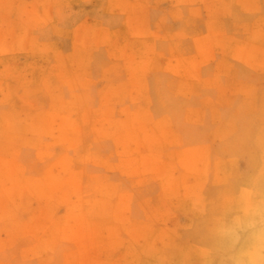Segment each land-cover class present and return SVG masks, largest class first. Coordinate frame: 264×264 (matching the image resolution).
I'll return each mask as SVG.
<instances>
[{
  "label": "rangeland",
  "instance_id": "rangeland-1",
  "mask_svg": "<svg viewBox=\"0 0 264 264\" xmlns=\"http://www.w3.org/2000/svg\"><path fill=\"white\" fill-rule=\"evenodd\" d=\"M142 1L0 0V264H115L117 262L128 264L131 260L129 264H138L137 262L140 261L139 264H155L156 262L160 264L162 261L164 262L161 264H195L196 262L213 264V261L205 256V251L210 247L209 229L223 199L231 192L239 178L258 169H264V65L262 66L264 64V0H248L249 7L245 3L247 0H206L207 2L204 1V3L203 0H193V2L192 0ZM237 1L241 3V6H238ZM125 2L127 7L124 6L126 7L124 9L122 5ZM210 2L214 4L208 8L211 6ZM50 4L52 5L49 6ZM253 5H256L258 10ZM212 8H216V14L213 13ZM51 16L53 18H50ZM215 18H218L217 22ZM211 24H216V27L213 26V28ZM183 32L190 38L186 37L185 33L183 37ZM254 33L257 34L256 37ZM215 36L219 39L217 40ZM230 41L235 45L229 43ZM214 42L216 44H213ZM230 45H233L232 48ZM121 47H126L128 54ZM240 48H246L245 51L251 54L245 53L243 49L241 51ZM186 49L189 50L186 51ZM118 50L120 57L117 56L119 55ZM122 50L125 52L121 53ZM122 54L126 55L123 57ZM133 54L139 55L132 57ZM252 54L256 60L253 59ZM236 55H242V60ZM69 57L70 61H68ZM140 57L145 58L144 66L147 65V60L151 59L149 67H143L141 64L143 59ZM138 58L141 63L138 62ZM244 59L249 60L244 63ZM224 61L226 62L222 65L220 62L224 63ZM249 61L252 64H249ZM139 66L142 70L138 69ZM165 66L168 70L164 68ZM225 66L228 67L224 69ZM131 69L138 71L132 74ZM135 74L141 75L134 77ZM131 75L135 82L139 80L138 82L141 83L145 78L144 83H141L139 87V83L132 84ZM142 76L144 78H141ZM206 77L209 79L207 80ZM149 78L152 80L150 81ZM218 78L219 81H217ZM117 83H120L119 87ZM218 84L224 88V93H220L221 88ZM253 85L255 88L257 85L256 94L254 91L251 92ZM224 86L226 88L229 86L228 91ZM115 87L119 89L116 90ZM255 88L252 89L255 90ZM115 91L119 92L115 93ZM135 91L144 94L142 97L146 98L140 97L141 95L138 97L139 93ZM147 97L149 98L146 100L148 105L145 102ZM9 115L11 117H8ZM105 117L109 118L108 122ZM116 118L122 120H120L121 124L118 125L120 121ZM5 119H9L10 122L12 119L14 121L7 124ZM126 123L127 127L124 132L122 129L125 130L123 127ZM245 125L248 129L247 127L243 129ZM77 128L82 131H77L78 137L76 138L74 129L77 130ZM136 128H140L141 131H137ZM104 129L109 132H103ZM117 131H119L118 134H116ZM170 138H173L171 139L173 141ZM123 139L126 140L123 141ZM69 141H72V144ZM122 142L125 143L124 146ZM128 143L134 152H129ZM187 148L189 151L190 148L196 151L191 150V153ZM179 153L184 158L190 159L189 164H184L186 160ZM195 153V159H193L192 155ZM202 153L206 155L205 159L208 161L201 158ZM63 155L66 158L69 155L71 159L67 158V160L72 164L69 162L67 164ZM99 155L101 158L98 157ZM144 158L148 162H141ZM62 159L65 161H60ZM140 162L144 169L141 168ZM232 162H234L233 165ZM190 163L198 166H195V169L191 164L190 168ZM172 164L176 165V168ZM183 164L189 167V169L187 167L189 172L183 168L185 166L182 167ZM148 165H151L149 169ZM51 166L52 170H50ZM60 166L65 167L59 168ZM203 167L205 170H202ZM165 168L170 173L167 172V174ZM206 169L209 170L208 174L204 173ZM163 170L165 173L162 172ZM46 173L49 179L44 178ZM24 180H31L32 183L30 181V184L25 183ZM45 180H48L50 185ZM196 182L199 184L195 185L197 190L193 188ZM200 183L203 184V188ZM164 184L170 185L169 189ZM198 190L204 195H198L200 194ZM122 193L128 194L127 198L130 197L131 200L125 199L128 202L124 203L125 207L122 203V208L118 204L120 209L116 212L114 210L118 207L116 200L119 202L123 198ZM175 195L177 196L174 197ZM76 199L80 202L82 199V203ZM108 200L111 201L108 202ZM110 203H112L111 206ZM194 204L197 207H193ZM79 206L82 207L78 208ZM107 206L111 208L107 209ZM198 207L206 211L201 214ZM106 209L107 211L104 212L103 210ZM45 211L49 212L51 217L48 218L50 220L48 223L45 217L48 214ZM189 211H193L190 212L191 215ZM109 212L110 214H107ZM144 215L149 216L145 218ZM166 216L168 218H165ZM67 218L74 224L65 223L70 221ZM168 219L170 221H167ZM56 221L59 222L60 231ZM113 221L116 222L112 223ZM164 221L165 224H163ZM110 222L112 225L108 226ZM190 222L192 225H189ZM52 223L56 224L54 226H57L59 233L55 232L56 227ZM83 223V230L81 229L80 232ZM90 224L93 228H90ZM96 224L99 226L95 227ZM103 225L109 227V230L103 228ZM33 226H37L39 230L37 231V227ZM87 227L89 230L92 229L88 232L90 235L87 233L89 231ZM99 227H102L101 231L97 232ZM94 228L96 232L93 231ZM62 229L68 230L62 231ZM112 229L120 230L118 236L121 238L116 235L117 231H115V237L111 238ZM100 232H104L105 235ZM138 232L141 235H137ZM157 232L158 241L155 238ZM60 233H63L62 236ZM86 233L88 236L85 235ZM93 234H97L96 240ZM80 235L82 238H79ZM145 235L149 238L144 237ZM170 236L171 239H169ZM111 245L117 247V250L111 248ZM141 247L146 248V251H152L145 252ZM114 251L119 252L120 255ZM176 252L182 256L177 255ZM138 255L139 258H137ZM161 257H163L162 260Z\"/></svg>",
  "mask_w": 264,
  "mask_h": 264
},
{
  "label": "clouds",
  "instance_id": "clouds-1",
  "mask_svg": "<svg viewBox=\"0 0 264 264\" xmlns=\"http://www.w3.org/2000/svg\"><path fill=\"white\" fill-rule=\"evenodd\" d=\"M209 239L205 256L213 264H264V169L235 182L213 218Z\"/></svg>",
  "mask_w": 264,
  "mask_h": 264
},
{
  "label": "bare ground",
  "instance_id": "bare-ground-1",
  "mask_svg": "<svg viewBox=\"0 0 264 264\" xmlns=\"http://www.w3.org/2000/svg\"><path fill=\"white\" fill-rule=\"evenodd\" d=\"M141 1H142V0H141ZM194 1H195V0H194ZM197 1H198V0H197ZM204 1L207 2V1H209V0H207V1H206V0H203L202 2L204 3ZM243 1H244V0H243ZM250 1H251V0H250ZM59 2H61V1H59ZM142 2H143V1H142ZM146 2H147V1H146ZM192 2H193V0H192ZM214 2H215V1H214ZM237 2H239V1H237ZM247 2H248V0L245 1V3H247ZM252 2H253V1H252ZM50 3H51V2H50ZM61 3H62V2H61ZM189 3H191V2H189ZM211 3H212V2L209 3L211 6H209V4H208V6H209L208 8L212 7V5L214 4V3H213V4H211ZM125 4H126V2H125L122 6H123V7L126 6ZM128 4H129V2H128ZM136 4H137V3H136ZM139 4H141V3H139ZM143 4H144V3H143ZM206 4H207V3H206ZM217 4H218V3H217ZM236 4H237V3H236ZM238 4H239L238 6H241V3H240V2H239ZM247 4H248V3H247ZM51 5H52V4H50L49 6H51ZM55 5H56V4H55ZM57 5H58V3H57ZM100 5H101V4H100ZM260 5H261V4H260ZM107 6H108V5H107ZM111 6H112V5H111ZM129 6H130V5H128V7H129ZM141 6H142V5H141ZM243 6H244V4H243ZM247 6L249 7L250 4H248ZM253 6H254V5H253ZM255 6H256V5H255ZM255 6H254V7H255ZM98 7H99V5H98ZM126 7H127V6H126ZM126 7H124V9H125ZM137 7H138V6H137ZM139 7H140V6H139ZM248 7H247V8H248ZM256 7H257V6H256ZM256 7H255V8H256ZM260 7H261V6H260ZM100 8H101V6H100ZM219 8H220V7H219ZM48 9H49V7H48ZM122 9H123V8H122ZM212 9H213V8H212ZM259 9H261V8H259ZM188 10H189V9H188ZM192 10H193V9H192ZM209 10H210V9H209ZM213 10H214V11H213ZM213 10H212L213 13L215 12L214 14H216V12H217L216 8H214ZM219 10H220V9H219ZM242 10H243V9H242ZM251 10H253L252 6H251ZM256 10H258V8H256ZM212 11H211V12H212ZM46 12H47V10H46ZM48 12L51 13V11H49V10H48ZM197 12H198V11H197ZM255 12H256V11H255ZM247 13H248V12H247ZM249 13H251V12H249ZM249 13H248V14H249ZM258 13H259V12H258ZM52 14H53V13H52ZM188 14H189V13H188ZM212 15H213V14H212ZM220 16H221V15H220ZM215 17H216V16H215ZM50 18H53V16H51ZM216 19H217V21H218V18H215V21H216ZM36 20H37V19H36ZM210 20H211V19H210ZM210 20H209V21H210ZM220 20H221V19H219V21H220ZM205 21H206V20H205ZM215 21H211V22L216 23L217 21H216V22H215ZM221 21H223V20H221ZM149 22H150V21H149ZM206 22H207V21H206ZM211 22H209V23H211ZM209 23H208V24H209ZM224 24H225V22H224ZM224 24H223V25H224ZM211 25H212V24H211ZM215 25H216V24L212 25V27L215 26ZM221 25H222V24H221ZM155 27H157V26L155 25ZM193 27H194V26H193ZM193 27H191V28H193ZM198 27H199V26H198ZM202 27L204 28V25H203ZM202 27H201V28H202ZM205 27H207V26H205ZM215 27H216V26H215ZM16 28H18V25H16ZM157 28H158V27H157ZM213 28H214V27H213ZM217 28L219 29V26H218ZM193 29H194V28H193ZM196 29H197V28H196ZM58 30H59V29H58ZM191 30H192V29H191ZM211 30H212V28H211ZM214 30H215V29H214ZM53 31H54V30H53ZM192 31H193V30H192ZM192 31H191V32H192ZM228 31H229V29H228ZM194 32H195V30H194ZM196 32H197V31H196ZM211 32H213V31H211ZM225 32H226V31H225ZM184 33H185V32H183L182 35H183ZM179 34H181V33H179ZM185 34H186V33H185ZM194 34H196V33H194ZM197 34H198V33H197ZM254 34H255V33H254ZM226 35H227V33H226ZM256 35H257V34H255V37H256ZM185 36H186V37H189L188 34H186ZM185 36L183 35V37H185ZM190 36H192V35H190ZM194 36H195V35H194ZM204 36H205V35H204ZM208 36H209V35H208ZM220 36H221V35H220ZM179 37H181V35H180ZM200 37H201V36H200ZM209 37H210V36H209ZM211 37H212V35H211ZM189 38H190V37H189ZM192 38H193V37H192ZM215 38H216V36H215ZM215 38H214V39H215ZM87 39H88V38H87ZM89 39H90V38H89ZM216 39L218 40L219 38H216ZM254 39H255V38H254ZM208 40H209V39H208ZM211 40H212V38H211ZM217 40H216V41H217ZM226 40H227V39H226ZM226 40H225V41H226ZM89 41H90V40H89ZM91 41H92V40H91ZM228 41H229V40H228ZM137 42H138V41H137ZM209 42H210V41H209ZM210 43H212V42H210ZM225 43H227V41H226ZM229 43H231V41H230ZM232 43H233V42H232ZM232 43H231V44H232ZM138 44H139V43H138ZM194 44H195V43H194ZM206 44H207V43H206ZM213 44H216V43L214 42ZM217 44H219V42H218ZM233 44L235 45V43H233ZM209 45H210V44H209ZM139 46H140V45H139ZM227 46H229V45L227 44ZM232 46H233V45H232ZM232 46L230 45L231 48H232ZM190 47H191V46H190ZM194 47H195V46H194ZM208 47H209V46H208ZM211 47H213L212 44H211ZM236 47H237V49H238V46H237V45H236ZM121 48H123V47H121ZM185 48H186V47H185ZM187 48H189V47L187 46ZM192 48H193V47H192ZM234 48H235V47H234ZM234 48H233V49H234ZM123 49H125V51H126V47L123 48ZM233 49H231V50H233ZM237 49L235 48V51H237ZM240 49H241V48H240ZM242 49H243V51H245L246 48H245V49L242 48ZM242 49H241V51H242ZM187 50H189V49H186V51H187ZM190 50H191V49H190ZM210 50H211V49H210ZM256 50H257V49H256ZM125 51L122 50L121 53H124ZM261 51H262V50H261ZM184 52H185V50H184ZM196 52H197V50H196ZM238 52H239V51H238ZM246 52H247V50L245 51V53H246ZM66 53H67V52H66ZM66 53H65V55H66ZM68 53H70V52H68ZM87 53H88V52H87ZM117 53L119 54V50H118ZM189 53H190V52H189ZM223 53H224V52H223ZM236 53H237V52H236ZM236 53H234V54H236ZM239 53H241V52H239ZM239 53H237V54L239 55ZM242 53H244V52H242ZM245 53H244V55H245ZM247 53H248V52H247ZM262 53H263V52H262ZM54 54H55V53H54ZM126 54H128L127 51H126ZM126 54H124V56H125ZM139 54H140V52H139ZM139 54H138V55H139ZM149 54H150V53H149ZM187 54H188V53H187ZM226 54H228V53H226ZM231 54L233 55V53H231ZM231 54H230V55H231ZM248 54L250 55L251 52L248 53ZM263 54H264V53H263ZM263 54H261L262 57H263ZM130 55H131V54H130ZM134 55H135V54H133L132 57H134ZM138 55H135V57L138 56ZM238 55H236V56L241 58L242 55H240V56H238ZM117 56L120 57L121 54H119V55H117ZM122 56H123V54H122ZM124 56H123V57H124ZM127 56H128V55H127ZM149 56H150V55H149ZM227 56H228V55H227ZM236 56H235V57H236ZM252 56H253V59H255L253 54H252ZM130 57H131V56H130ZM130 57H126V58H130ZM232 57L234 58V56H232ZM237 57H236V58H237ZM242 57H243V56H242ZM249 57H251V56H249ZM54 58H55V57H54ZM65 58H66V57H65ZM67 58H68V56H67ZM126 58H125V59H126ZM140 58H141V57H140ZM147 58H148V57H147ZM147 58H146V59H147ZM169 58H171V57H169ZM205 58H206V57H205ZM240 58H238V59L240 60ZM70 59H71V58L69 57V60H68V61H70ZM133 59H136V58H133ZM141 59H143V60H141V62H143V63H141V62L139 61V58L137 59L138 62L141 63V64H143V67H146V66L149 67V64H150L151 59L149 58L150 61L147 60V62H148L147 65H146V62H145V65H146V66H144V59H145V58L143 57V58H141ZM223 59H224V58H223ZM261 59H263V58H261ZM49 60H50V59H49ZM123 60H124V59H123ZM127 60L129 61V59H127ZM170 60H171V59H170ZM229 60H230V59H229ZM241 60H242V58H241ZM248 60H249V59H247V60L244 59L243 62L245 63V61L247 62ZM255 60H256V59H255ZM131 61H132V60L130 59V63H131ZM145 61H146V60H145ZM168 61H169V60H168ZM230 61H231V60H230ZM234 61H235V60H234ZM199 62H200V61H199ZM225 62H226V61H224V63H222V62H220V63L223 65V64H225ZM228 62H229V61H228ZM231 62H232V61H231ZM236 62H237V61H236ZM243 62H242V63H243ZM249 62H250V61H249ZM252 62H253V61H252ZM128 63H129V62H128ZM139 63H138V65H139ZM232 63H233V62H232ZM240 63H241V62H240ZM242 63H241V64H242ZM263 63H264V62H263ZM51 64H53V63H51ZM141 64H140V65H141ZM170 64H171V61H170ZM218 64H219V63H218ZM221 64H219V65L222 66ZM233 64H234V63H233ZM249 64H252V63L250 62ZM48 65H49V64H48ZM133 65H134V64H133ZM136 65H137V64H136ZM138 65H137V66H138ZM201 65H204V64H201ZM201 65H200V66H201ZM230 65H231V64H230ZM263 65H264V64H262V66H263ZM49 66H50V65H49ZM56 66H57V65H56ZM137 66H136V67H137ZM216 66H217V65H216ZM231 66H232V65H231ZM235 66H236V65H235ZM237 66H238V65H237ZM239 66H240V65H239ZM259 66H260V65H259ZM129 67H130V66H129ZM129 67H128V68H129ZM169 67H170V66H169ZM206 67H207V66H206ZM226 67H228V66H225L224 69H226ZM128 68H127V69H128ZM140 68H141V66L138 67L139 70H140ZM164 68L166 69L167 67L165 66ZM212 68H213V67H212ZM214 68H215V67H214ZM219 68H220V67H219ZM232 68H233V67H232ZM261 68H262V67L260 66V69H261ZM46 69H47V68H46ZM133 69H134V68H133ZM143 69H144V68H143ZM209 69H210V68H209ZM217 69H218V68H217ZM240 69H241V68H240ZM48 70H49V69H48ZM136 70H137V69H135V70H132V69H131L132 72H130V73L133 74ZM141 70H142V68H141ZM167 70H168V68H167ZM200 70H201V72H202V69H200ZM213 70H214V69H213ZM219 70H220V69H219ZM241 70H242V69H241ZM46 71H47V70H46ZM127 71H128V70H127ZM137 71H138V70H137ZM147 71H148V70H147ZM245 71H246V70H245ZM253 71H254V70H253ZM140 72H141V71H140ZM165 72H167V71H165ZM168 72H169V71H168ZM243 72H244V71H243ZM56 73H57V75L59 76L58 72H56ZM130 73H129V74H130ZM138 73H139V72H138ZM143 73H144V72H143ZM221 73H222V71H221ZM240 73H241V72H240ZM244 73L246 74V72H244ZM253 73H254V72H253ZM47 74H48V73H47ZM223 74H224V73H223ZM247 74H248V73H247ZM256 74H257V72H256ZM53 75H55V74H53ZM138 75H141V74H137V75L135 74V76H134V75H133V76L136 77V76H138ZM142 75H143V74H142ZM145 75H146V74H145ZM145 75H144V77H145ZM216 75H217V74H216ZM224 75H226V74H224ZM55 76H56V75H55ZM129 76H130V75H129ZM146 76H147V75H146ZM217 76H218V75H217ZM217 76H216V77H217ZM41 77H42V76H41ZM47 77H48V76H47ZM51 77H52V76H51ZM53 77H54V76H53ZM144 77L142 76L141 78H144ZM231 77H232V76H231ZM250 77H251V76H250ZM131 78H132V75H131ZM141 78H140V81H141ZM201 78H202V77H201ZM206 78H207V77H206ZM222 78H223V76H222ZM229 78H230V77H229ZM136 79H137V78H136ZM144 79H145V78H144ZM144 79H142V80H143V81L141 82L142 84L144 83ZM149 79H150V81L152 80V78H149ZM180 79H181V78H180ZM208 79H209V78H207V80H208ZM246 79H247V78H246ZM248 79H249V77H248ZM250 79H253V78H250ZM255 79H256V78H255ZM41 80H42V79H41ZM132 80H133V83H132V84L135 85L136 83H139V84H138V87L140 86L141 83L138 82L139 80H138L137 82H135V79H133V78H132ZM132 80H131V81H132ZM178 80H179V79H178ZM186 80H187V79H186ZM220 80H221V79H220ZM222 80H223V79H222ZM229 80H230V79H229ZM217 81H219V78H218ZM223 81H224V80H223ZM231 81H232V80H231ZM246 81H247V80H246ZM253 81H254V79H253ZM253 81H252V82H253ZM109 82H110V81H109ZM115 82H116V81H115ZM123 82H124V81H123ZM134 82H135V83H134ZM153 82H154V81H153ZM189 82H191V81H189ZM208 82H209V81H208ZM232 82H233V81H232ZM232 82H231V83H232ZM249 82H250V81H249ZM252 82H251V83H252ZM150 83H151V82H150ZM226 83H227V82H226ZM35 84H36V83H35ZM117 84H118V87H119V84H120V83H117ZM142 84H141V85H142ZM148 84H149V83H148ZM221 84H222V83H221ZM221 84H218L219 87H220ZM227 84H228V83H227ZM262 84H263V83H262ZM262 84H261V85H262ZM81 85H82V84H81ZM145 85H146V84H145ZM228 85H230V83H229ZM250 85H251V84H250ZM116 86H117V85H116ZM126 86H127V85H126ZM177 86H178V85H177ZM230 86H232V85H230ZM234 86H235V85H234ZM1 87H3V86H1ZM6 87H8V86H6ZM108 87H110V85H109ZM118 87H117V88L115 87V89L118 90V89H119ZM136 87H137V86H136ZM141 87L147 88V87H145V86H141ZM224 87H225V86H224ZM248 87H249V86H248ZM8 88H10V89H15V88H12V87H8ZM125 88H126V87H125ZM125 88H124V89H125ZM203 88H204V87H203ZM207 88H208V87H207ZM213 88L215 89L216 87H213ZM220 88H221V87H220ZM222 88H223V87H222ZM222 88L220 89V90H221L220 93H224V91H225L224 88H223V89H222ZM228 88H229V86H227V88L225 87L226 90H227ZM230 88H231V87H230ZM235 88H236V86H235ZM250 88H251V87H250ZM252 88H255V85H253ZM252 88H251V92L254 91V93H255L256 88H257V85H256L255 90H253ZM121 89H122V88H121ZM124 89H123V90H124ZM150 89H152V88H150ZM232 89H233V88H232ZM6 90H7V89H6ZM8 90H9V89H8ZM109 90H110V89H109ZM109 90H108V92H109ZM137 90H138V89H137ZM217 90H219V88H217ZM230 90H231V89H230ZM13 91H14V90H13ZM13 91H12V92H13ZM75 91H76V90H75ZM125 91H126V90H125ZM133 91H134V90H133ZM138 91H139V90H138ZM145 91H146V90H145ZM147 91H148V90H147ZM147 91H146V92H147ZM207 91H208V89H207ZM227 91H228V90H227ZM14 92H15V91H14ZM113 92H114V91L112 90V93H113ZM117 92H119V91H117ZM117 92L115 91V93H117ZM135 92H137V91H135ZM141 92H142V91H141ZM188 92H189V90L187 91V93H188ZM209 92H210V91H209ZM4 93H5V92H4ZM7 93H8V92H7ZM138 93H139V94H138ZM210 93H211V92H210ZM220 93H219V94H220ZM225 93H226V92H225ZM232 93H233V91H232ZM232 93H229V94H232ZM254 93H253V97H255V96H254ZM13 94H14V93H13ZM15 94H16V92H15ZM106 94H107V93H106ZM108 94H110V93H108ZM137 94H138V97H139V95H141L140 97H142V95H144V94H140V92H137ZM149 94H150V93H149ZM188 94H189V93H188ZM211 94H212V93H211ZM255 94H256V93H255ZM8 95H10V94H8ZM116 95H117V94H116ZM122 95H123V93H122ZM185 95H186V94H185ZM240 95H241V94H240ZM257 95H258V94H257ZM109 96H110V95H109ZM111 96H112V95H111ZM183 96H184V95H183ZM244 96H245V94H244ZM246 96H247V95H246ZM9 97H10V96H9ZM9 97H8V98H9ZM74 97H77V96H74ZM143 97H144V96H143ZM143 97H142V98H143ZM185 97H186V96H185ZM217 97H218V94H217ZM219 97H220V96H219ZM237 97H238V95H237ZM144 98H146V97H144ZM147 98H148V97H147ZM220 98L223 99L222 96H221ZM224 98H225V97H224ZM257 98H258V97H257ZM140 99H141V98H140ZM213 99H214V98H213ZM5 100H6V99H5ZM80 100H81V98H80ZM142 100H144V99H142ZM146 100H149V98H148V99H145V102H146V104H147L148 101H146ZM188 100H189V99H188ZM217 100H219V99L217 98ZM189 101H190V100H189ZM222 101L224 102V100H220V102H222ZM143 102H144V101H143ZM236 102H237V101H236ZM239 103H240V102H239ZM83 104H84V103H83ZM147 105H148V104H147ZM233 105H234V103H233ZM176 106H177V105H176ZM176 106H175V107H176ZM235 106H236V105H235ZM237 106H238V104H237ZM263 106H264V105H263ZM177 107H178V106H177ZM173 108H174V107H173ZM188 108H189V107H188ZM219 108H220V107H219ZM138 109H139V108H138ZM222 109H223V108H222ZM224 109H225V108H224ZM231 109H232V108H231ZM231 109H230V110H231ZM139 110H140V109H139ZM146 110H147V109H146ZM207 110H209V109H207ZM227 110H228V109H227ZM230 110H228V111H230ZM136 111H137V110H136ZM170 111H171V109H170ZM175 111H176V110H175ZM183 111H184V110H183ZM185 111H186V110H185ZM185 111H184V112H185ZM209 111H210V110H209ZM221 111H222V110H221ZM221 111H220V112H221ZM144 112H145V111H144ZM184 112H183V113H184ZM231 112H232V111H231ZM50 113H51V112H50ZM133 113H134V112H133ZM137 113H138V112H137ZM168 113H170V112H168ZM1 114H3V113H1ZM4 114H5V113H4ZM6 114H7V113H6ZM51 114H52V113H51ZM56 114H57V113H56ZM131 114H132V113H131ZM135 114H136V113H135ZM135 114H134V115H135ZM138 114H139V113H138ZM165 114H166V113H165ZM175 114H176V113H175ZM180 114H182V113H180ZM48 115H49V114H48ZM134 115H133V116H134ZM182 115H183V114H182ZM222 115H225V114H222ZM226 115H227V114H226ZM226 115H225V116H226ZM240 115H241V114H240ZM256 115H257V114H256ZM50 116H51V115H50ZM163 116H164V115H163ZM207 116H208V115H207ZM8 117H11V116L9 115ZM137 117H138V116H137ZM139 117H140V116H139ZM145 117H146V114H145ZM145 117L143 116V119H144ZM160 117H161V116H160ZM160 117H159V119H160ZM177 117H178V116H177ZM179 117H180V116H179ZM179 117H178V118H179ZM184 117H185V114H184ZM244 117H245V116H244ZM105 118H107V117H105ZM114 118H115V117H114ZM130 118H133V117H130ZM140 118H141V117H140ZM140 118H138V120H139ZM247 118H248V117H247ZM63 119L66 120L65 118H63ZM108 119H109V118H107L106 122H108ZM116 119L119 120V121L121 120V119H118V118H116ZM133 119H136V118H133ZM157 119H158V118H157ZM5 120H7V119H5ZM48 120H49V119H48ZM48 120H47V121H48ZM59 120H60V119H59ZM146 120H147V118H146ZM150 120H151V119H150ZM171 120H172V119H171ZM171 120H170V121H171ZM176 120H179V119H176ZM208 120H209V119H208ZM239 120H240V118H239ZM243 120H244V118H243ZM243 120H241V121H243ZM246 120H247V119H246ZM13 121H14V120L12 119V121L10 122L9 119H8V120H7V124L12 123ZM121 121H122V120H121ZM121 121L118 123V125L121 124ZM129 121H130V119H129ZM131 121H132V120H131ZM142 121H143V120H142ZM154 121H155V120H154ZM179 121H180V120H179ZM9 122H10V123H9ZM62 122H63V121H62ZM66 122H67V121H66ZM144 122L146 123V121H144ZM148 122H149V124H151L150 121H148ZM152 122H153V121H152ZM176 122H178V121H176ZM208 122H209V121H208ZM243 122H244V121H243ZM243 122H242V123H243ZM39 123H40V122H39ZM63 123L65 124V122H63ZM142 123H143V122H142ZM142 123H141V124H142ZM174 123H175V122H174ZM187 123H188V122H187ZM13 124H14V123H13ZM20 124H21V123H20ZM43 124H44V123H43ZM108 124H110V122H109ZM159 124H160V122H159ZM172 124H173V123H172ZM178 124H179V123H178ZM180 124H181V122H180ZM182 124H184V123H182ZM252 124H253V122H252ZM142 125H143V124H142ZM144 125H145V124H144ZM144 125H143V126H144ZM160 125H161V124H160ZM175 125L178 126L177 124H175ZM175 125H174V127H176ZM185 125H186V124H185ZM46 126H47V124H46ZM69 126H71V125H69ZM110 126H112V125H110ZM140 126H141V125H140ZM161 126H162V125H161ZM204 126H205V125H204ZM251 126H252V125H250V127H251ZM260 126H261V124H260ZM64 127H65V126H64ZM112 127H113V126H112ZM115 127H117V125H116ZM125 127H127V123H126V126H124L123 128H125ZM144 127H146V126H144ZM144 127H143V128H144ZM152 127H153V126H152ZM159 127H160V126H159ZM183 127H185V126L183 125ZM191 127H192V126H191ZM213 127H214V126H213ZM225 127H226V126H225ZM243 127H244V126H243ZM243 127H242V128H243ZM246 127H247V126L245 125V127H244L243 129H245ZM141 128H142V126H141ZM189 128H190V126H189ZM214 128H215V127H214ZM240 128H241V127H240ZM43 129H45V127H44ZM71 129H72V128H71ZM113 129H114V128H113ZM129 129H130V128H129ZM138 129H140V128H136L137 131H141V129H140V130H138ZM161 129H163V128H161ZM169 129H170V128H169ZM191 129H192V128H191ZM246 129H248V127H247ZM256 129H258L257 126H256ZM35 130H36V129H35ZM48 130H49V129H48ZM63 130H64V129L62 128V131H63ZM74 130L76 131V135H77L76 138H77V137H78L77 131H79L80 129L77 128V130H76V129H74ZM114 130H115V129H114ZM116 130H117V128H116ZM122 130L125 132V131H126V128H125V130H124V129H122ZM133 130H134V129H133ZM157 130H159V129H157ZM66 131H67V129H66ZM80 131H82V130H80ZM105 131H108V130L104 129L103 132H105ZM120 131H121V129H120ZM165 131L168 132V130H166V129H165ZM194 131H196V130H194ZM48 132H49V131H48ZM108 132H109V131H108ZM181 132H182V131H181ZM205 132H206V130H205ZM222 132L224 133V131H222ZM46 133H47V131H46ZM81 133H82V132H81ZM118 133H119V131H117L116 134H118ZM121 133H123V132H121ZM131 133H133V132H131ZM131 133H130V134H131ZM165 133H166V132H165ZM43 134H45L44 131H43ZM109 134H110V133H109ZM162 134H163V131H162ZM167 134H168V133H167ZM182 134H183V133H182ZM120 135H122V134H120ZM138 135H139V134H138ZM149 135H150V134H149ZM163 135H164V134H163ZM187 135H188V134H187ZM216 135H217V134H216ZM90 136H92V135H90ZM132 136H133V134H132ZM139 136H140V135H139ZM122 137H123V135H122ZM122 137H120V138H122ZM218 137H219V135H218ZM57 138H58V137H57ZM74 138H75V137H74ZM125 138L127 139V137H125ZM133 138H135V137H133ZM177 138H178V137H177ZM226 138H227V137H225V139H226ZM126 139H123V141L126 140ZM161 139H162V138H161ZM167 139H168V138H167ZM167 139H166V140H167ZM171 139H173V138H170V140H171ZM70 140H71V139H70ZM75 140H76V139H75ZM77 140H78V139H77ZM115 140H116V139H115ZM139 140H141V136H140V139H139ZM163 140H165V139L163 138ZM220 140H221V139H220ZM171 141H173V140H171ZM176 141H177V140H176ZM204 141H205V140H204ZM69 142H71L70 144H72V141H69ZM76 142H77V141H76ZM78 142H79V141H78ZM125 142H127V141H125ZM134 142H135V141H134ZM134 142H130V143H134ZM202 142H203V140H202ZM205 142H206V141H205ZM67 143H68V142H67ZM137 143H138V142H137ZM64 144H65V143H64ZM73 144L75 145V142H74V141H73ZM120 144H121V143H120ZM123 144H125V143L122 142V145H123ZM206 144H207V143H206ZM198 145H199V144H198ZM198 145H197V146H198ZM208 145H209V144H208ZM76 146H77V144H76ZM123 146H124V145H123ZM194 146H195V145H194ZM197 146H196V147H197ZM200 146H201V145H200ZM202 146H203V145H202ZM202 146H201V147H202ZM125 147H126V145H125ZM127 147H129L128 149H130L129 152H134V150L131 148V146H129V143H128V146H127ZM127 147L125 148V150L127 149ZM203 148H205V147H203ZM203 148H202V149H203ZM206 148H207V145H206ZM208 148H209V146H208ZM131 149H132L133 151H131ZM187 149H188V148H187ZM190 149L192 150V148H190ZM194 149H195V148H194ZM184 150H185V149H184ZM191 150H190V151H191ZM206 150H207V149H206ZM206 150H205V151H206ZM126 151H127V150H126ZM145 151H146V149H145ZM180 151H181V150H179V152H180ZM188 151H189V149H188ZM190 151H189V152H190ZM192 151H196V149H195V150H192ZM192 151H191V153H192ZM207 151L209 152V150H207ZM207 151H206V152H207ZM124 152H125V151H124ZM120 153H122V152H120ZM187 153H188V152H187ZM210 153H211V152H210ZM122 154H123V153H122ZM122 154H121V156H122ZM151 154H152V153H151ZM153 154H154V153H153ZM153 154H152V155H153ZM179 154H180V153H179ZM202 154H203V153H202ZM66 155H67V153H66ZM154 155H156V154H154ZM176 155H177V153H176ZM180 155L184 158V156H183L182 154H180ZM195 155H196V153H195L194 155H192V156L194 157L193 159H195ZM221 155H223V154H221ZM229 155H231V154H229ZM64 156H65V155H63V157H64ZM68 156H69V155H68ZM68 156H67V158H69V160H70L71 158L68 157ZM156 156H157V155H156ZM192 156H191V157H192ZM205 156H206V155H205ZM205 156H204V154H203V156H202L201 158H204V160L208 161L207 159H205ZM231 156H232V155H231ZM234 156H235V154H234ZM98 157L101 158L100 155H99ZM98 157H97V158H98ZM133 157H134V156H133ZM179 157H180V156H179ZM185 157H187V156H185ZM189 157H190V156H189ZM191 157H190V158H191ZM196 157H198V156H196ZM216 157H217V156H216ZM226 157H227V156H226ZM232 157H233V156H232ZM237 157H238V156H237ZM64 158H66V157H64ZM64 158H63V159H64ZM67 158H66L65 160H67ZM95 158H96V155H95ZM177 158H178V155H177ZM183 158H182V159H183ZM198 158H199V157H198ZM198 158H196V159H198ZM214 158H215V157H214ZM63 159L60 160V161L64 162L65 160H63ZM155 159H156V158H155ZM173 159H174V158H173ZM184 159L186 160L184 164H186V163L189 164L190 159H188V157H187V158H184ZM184 159H183V160H184ZM187 159H188V160H187ZM211 159H212V158H211ZM135 160H136V159H135ZM147 160H148V159H147ZM156 160H157V159H156ZM159 160H160V158H159ZM162 160H163V159H162ZM213 160H214V159H213ZM230 160H231V159H230ZM233 160H235V159L233 158ZM56 161H57V160H56ZM56 161H55V162H56ZM71 161H72V160H71ZM169 161H171V160L169 159ZM178 161H179V160H177V162H178ZM187 161H188V162H187ZM218 161H220V160H218ZM221 161H222V160H221ZM68 162H69V161L67 160V164H69V163L72 164V162H69V163H68ZM92 162H93V161H92ZM101 162H102V161H101ZM101 162H100V164H101ZM141 162H144V163H145V162H148V161H146V158H144L143 160H141ZM141 162H140V163H141ZM162 162H163V161H162ZM203 162H205V161H203ZM229 162H230V161H229ZM104 163H106V161H105ZM104 163H103V164H104ZM153 163H154V162H153ZM153 163H152V164H153ZM158 163H159V162H158ZM160 163H161V162H160ZM170 163H172V162H170ZM180 163H181V162H180ZM182 163H183V161H182ZM193 163H195V162H193ZM193 163H190V168H191V164L193 165ZM199 163H200V162H199ZM207 163H208V162H207ZM218 163H220V162H218ZM223 163H224V162H223ZM233 163H234V162H232V165H233ZM63 164H64V163H63ZM65 164H66V163H65ZM67 164H66V165H67ZM141 164H142V163H141ZM147 164H149V163H147ZM150 164H151V163H150ZM178 164H179V163H178ZM184 164L182 165V167L185 166L186 168H185V167H183V168L186 169V170H188L189 167L186 166V165H184ZM201 164H202V162H201ZM213 164H214V163H213ZM51 165H52V164H51ZM57 165H59L58 161H57ZM57 165H56V166H57ZM66 165H65V166H66ZM104 165H105V164H104ZM108 165H109V164H108ZM160 165L162 166V164H160ZM160 165H159V166H160ZM172 165H174V164H172ZM202 165H204V163H203ZM65 166H60L59 168H62V167H65ZM102 166H103V165H102ZM141 166H142L141 168L144 167L143 164H142ZM157 166H158V164H157ZM174 166H175L174 168H176V165H174ZM195 166H198V165H195ZM195 166L193 165V167H195ZM234 166H235V165H234ZM145 167H146V166H145ZM149 167H151V165H148V169H149ZM164 167H165V166H164ZM177 167H178V166H177ZM187 167H188V169H187ZM193 167H192V168H193ZM50 168H51L50 170H52V166H51ZM109 168H111V167L109 166ZM153 168H154V167H153ZM167 168H169V166H167ZM167 168H165L166 171L163 170L162 172L165 171L166 173H167V172L170 173V171H167ZM174 168H173V169H174ZM201 168H202V166H201ZM215 168H216V167H215ZM143 169H144V168H143ZM151 169H152V168H151ZM160 169H161V168H160ZM171 169H172V168H171ZM195 169H196V167H195ZM199 169H200V168H199ZM46 170H47V169H46ZM67 170H68V169H67ZM73 170H74V169H73ZM155 170H157V169H155ZM169 170H170V169H169ZM175 170H176V169H175ZM202 170H205V167H203ZM218 170H219V169H218ZM236 170H237V169H236ZM246 170H247V169H246ZM196 171H197V170H196ZM198 171H199V170H198ZM207 171H209V170L206 169V171H205L204 173H206ZM239 171H240V170H239ZM165 172H164V173H165ZM188 172H189V170H188ZM190 172H192V171L190 170ZM226 172H227V171H226ZM168 173H167V174H168ZM201 173H202V172H201ZM211 173H212V172H211ZM213 173H214V172H213ZM220 173H221V172H220ZM222 173H223V172H222ZM234 173H235V172H234ZM51 174H52V172H51ZM91 174H92V173H91ZM158 174H159V173H158ZM206 174H208V172H207ZM232 174H233V173H232ZM44 175H45V174H44ZM65 175H66V174H65ZM65 175H64V176H65ZM97 175H98V174H97ZM97 175H96V178H97ZM155 175H157V173H156ZM209 175H210V174H209ZM238 175H239V174H238ZM238 175H237V176H238ZM66 176H67V175H66ZM98 176H99V175H98ZM160 176H161V175H160ZM169 176H170V175H169ZM169 176H168V178H169ZM171 176H172V175H171ZM174 176H175V175H174ZM200 176H202V175H200ZM210 176H212V178H214L213 175H210ZM234 176H235V175H234ZM25 177H26V176H25ZM43 177H44V176H43ZM43 177H42V178H43ZM55 177H56V176H55ZM99 177H100V176H99ZM155 177H156V176H155ZM181 177H182V176H181ZM204 177H205V176H204ZM44 178H45V179L47 178V173H46V177H44ZM44 178H43V180H44ZM52 178H53V177H52ZM166 178H167V177H166ZM176 178H178L177 175H176ZM202 178H203V177H202ZM216 178H217V176H216ZM47 179H49V178H47ZM58 179H59V178H58ZM58 179H57V180H58ZM62 179H63V178H62ZM89 179H90V178H89ZM91 179H92V178H91ZM221 179H222V178H221ZM231 179H232V178H231ZM231 179H230V181H231ZM104 180H106V178H105ZM204 180H205V179H204ZM24 181H25V183H27V182L29 183V181L31 182V180H27V181L24 180ZM45 181H46V180H45ZM47 181H48V180H47ZM47 181H46V182H47ZM53 181H54V180H53ZM60 181H61V180H60ZM82 181H83V180H82ZM99 181H100V180H99ZM174 181H175V180H174ZM176 181H177V180H176ZM176 181H175V182H176ZM180 181H181V180H180ZM35 182H36V181H34V183H35ZM43 182H44V181H43ZM160 182H162V181H160ZM165 182H166V181H165ZM167 182H168V181H167ZM167 182H166V183H167ZM171 182H172V180H171ZM189 182H190V181H189ZM197 182H198V181H197ZM197 182H196V183H197ZM200 182H202V181H200ZM31 183H32V182H31ZM55 183H56V182H55ZM173 183H174V182H173ZM196 183H195V184L193 183V184H194V187H193V188L197 187V186H195V185H199L198 183H197V184H196ZM29 184H30V183H29ZM48 184H49V181H48ZM107 184H108V182H107ZM170 184H172V183H170ZM176 184L178 185V183H176ZM176 184H173V185H176ZM186 184H187V183H186ZM193 184H192V185H193ZM27 185H28V184H27ZM31 185H33V184H31ZM49 185H50V184H49ZM108 185H109V184H108ZM110 185H111V183H110ZM114 185H115V182H114ZM121 185H122V183H121ZM164 185H165V184H164ZM173 185H171V186H173ZM200 185H201V183H200ZM24 186H25V184H24ZM35 186H36V185H35ZM90 186H91V185H90ZM111 186H113V185H111ZM111 186H110V187H111ZM165 186H168V184H166ZM169 186H170V185H169ZM169 186H168V189H169ZM182 186H183V185H182ZM45 187H46V186H45ZM113 187H114V186H113ZM162 187H164V186H162ZM185 187H186V186H185ZM201 187H202V188L204 187L203 184L201 185ZM47 188H48V187H47ZM107 188H108V187H107ZM179 188H180V187H179ZM109 189H110V188H109ZM113 189H114V188H113ZM115 189H116V188H115ZM166 189H167V187H166ZM168 189H167V190H168ZM195 189H196V188H195ZM177 190H178V189H177ZM184 190H185V188H184ZM186 190L188 191V189H186ZM196 190H197V189H196ZM6 191H7V190H6ZM8 191L10 192V190H8ZM13 191H14V188H13ZM16 191H17V190H16ZM41 191H42V190H41ZM41 191H40V192H41ZM112 191H113V190H112ZM114 191H115V190H114ZM199 191H200V190H198V192H199ZM90 192H92V191H90ZM93 192H94V191H93ZM110 192H111V191H110ZM116 192H117V191H116ZM185 192H186V191H185ZM13 193H14V192H13ZM13 193H11V194H13ZM103 193L105 194V192H103ZM107 193H108V190H107ZM186 193H187V192H186ZM193 193H194L193 195H195V191H193ZM196 193H197V191H196ZM206 193H207V192H206ZM206 193H205V194H206ZM15 194H16V193H15ZM119 194H120V193H119ZM122 194H123V193H122ZM128 194H131V193L128 192ZM128 194H127V195H128ZM187 194H188V193H187ZM117 195H118V194H117ZM123 195H124L126 198H125L124 196L121 195V196L124 198V202H123V198L120 199V200H122V201H121V205H120V200H119V199H118L119 202H118L117 200H116L117 203L115 202V203L117 204V206H118V204H119L120 208H122V203H123V205H124V203H125L126 201L128 202V200H131L130 197L127 198V195H125V194H123ZM198 195H202L201 191H200V194L198 193ZM203 195H204V194H203ZM203 195H202V196H203ZM103 196H104V195H103ZM106 196L108 197V194H106ZM170 196H171V195H170ZM176 196H177V195H175L174 197H176ZM178 196H179V195H178ZM180 196H181V195H180ZM186 196H188V195H186ZM202 196H200V197H202ZM69 197H70V196H69ZM71 197H74V196L71 195ZM101 197H102V196H101ZM118 197H119V195H118ZM149 197H150V196H149ZM195 197H196V196H195ZM52 198H53V197H52ZM66 198H67V200H68V196H67ZM77 198L79 199V197H77ZM96 198H97V197H96ZM183 198H184V197H183ZM183 198H180V199L182 200ZM186 198H187V197H186ZM204 198H206V196H205ZM71 199H72V198H71ZM78 199H76V200H78ZM98 199H99V196H98ZM125 199H128V200L125 201ZM172 199H173V198H172ZM177 199H178V198H177ZM196 199L198 200V197H196ZM76 200H74V201H76ZM114 200H115V199H114ZM173 200H174V199H173ZM184 200H185V199H184ZM203 200H204V199H203ZM4 201H5V200H3V202H4ZM7 201H8V200H7ZM48 201H49V200H48ZM65 201H66V199H65ZM72 201H73V200H72ZM78 201H79V200H78ZM86 201H87V200H86ZM88 201H89V200H88ZM90 201H91V200H90ZM95 201H97V200L95 199ZM95 201H94V203H95ZM109 201H111V200H108V202H109ZM140 201H141V200H140ZM204 201H205V200H204ZM8 202H9V201H8ZM12 202H13V201H12ZM79 202H80V201H79ZM92 202H93V201H92ZM130 202H131V201H130ZM176 202H177V200H176ZM182 202H183V201H182ZM194 202H195V201H194ZM66 203H67V202H66ZM75 203H76V202H75ZM80 203H82V199H81V202H80ZM142 203H143V202H142ZM148 203H149V202H148ZM179 203H180V201H179ZM197 203H198V202H197ZM85 204H86V202H85ZM88 204H89V203H88ZM107 204H109V203H107ZM111 204H112V203H110V206H111ZM143 204H144V203H143ZM150 204H152V203H150ZM175 204H176V203H175ZM177 204H178V203H177ZM180 204H181V203H180ZM195 204H196V203H195ZM195 204L192 205V206L194 207ZM203 204H204V203H203ZM61 205H62V204H61ZM68 205H69V204H68ZM72 205H73V204H72ZM72 205H71V206H72ZM103 205H105V204L103 203ZM103 205H102V207H103ZM130 205H131V204H130ZM145 205H146V203H145ZM201 205H202V204H201ZM71 206H70V207H71ZM73 206H74V205H73ZM73 206H72V207H73ZM110 206H107V209H108V207L111 208ZM119 206H118L117 208L114 209L116 212H118V209H120ZM125 206H126V204L124 205V207H125ZM128 206H129V205H128ZM177 206H178V205H177ZM177 206H176V207H177ZM199 206H200V205H199ZM76 207H77V206H76ZM81 207H82V206H79L78 208H81ZM85 207H86V206H85ZM93 207H95V206H93ZM112 207H113V206H112ZM136 207H137V206H136ZM176 207H175V208H176ZM193 207H192V208H193ZM195 207H197V205H196ZM96 208H97V207H96ZM98 208H99V207H98ZM154 208H155V207H154ZM198 208L201 209L202 207H198ZM63 209H64V208H63ZM75 209H76V208H75ZM107 209H106V210H103V211L105 212V211H107ZM116 209H117V210H116ZM171 209H172V208H171ZM84 210H85V209H84ZM99 210H101V209H99ZM112 210H113V209H112ZM122 210H123V209H122ZM153 210H154V209H153ZM62 211H63V210H62ZM76 211H77V210H76ZM79 211H80V210H79ZM82 211H83V210H82ZM108 211H110V210H108ZM115 211H114V213H115ZM120 211H121V210H119V212H120ZM173 211H174V210H173ZM196 211H197V210H196ZM45 212H47V211H45ZM45 212H44V213H45ZM70 212H71V211H70ZM73 212H74V211H73ZM162 212H164V211H162ZM162 212H161V213H162ZM178 212H179V211H178ZM190 212H193V211H189V213H190ZM48 213H49V212H47V214H48ZM83 213H84V212H83ZM102 213H103V212H102ZM120 213H121V212H120ZM159 213H160V212H159ZM166 213H167V212H166ZM189 213H188V214H189ZM194 213H195V215H196V212H194ZM198 213H199V212H198ZM198 213H197V215H198ZM60 214H61V213H60ZM72 214H73V213H72ZM105 214H106V213H105ZM107 214H110V212L107 213ZM107 214H106V215H107ZM111 214H113V213H111ZM115 214H116V213H115ZM115 214H114V215H115ZM178 214H179V213H178ZM182 214H184V212H183ZM201 214H202V213H201ZM51 215H52V214H51ZM58 215H59V214H58ZM58 215H57V217H58ZM68 215H69V214H67V216H68ZM165 215H167V214H165ZM168 215H170V214H168ZM190 215H191V213H190ZM67 216L65 215V219H66ZM147 216H149V215H147ZM147 216H146V217H147ZM162 216H164V215H162ZM181 216H182V215H181ZM45 217H47V223H48V220H49L51 217H50L49 214H48V216H45ZM69 217H71V216H69ZM69 217H68V218H69ZM73 217H74V216H73ZM78 217H79V216H78ZM142 217H143V215H142ZM144 217H145V215H144ZM146 217H145V218H146ZM158 217H159V216H158ZM173 217H174V216H173ZM191 217H192V216H191ZM48 218H49V219H48ZM68 218H67V220H70V219H68ZM76 218H77V217H76ZM76 218H75V219H76ZM81 218H82V217H81ZM81 218H80V219H81ZM105 218H106V217H105ZM165 218H168V217L166 216ZM175 218H176V217H175ZM192 218H193V217H192ZM192 218H191V219H192ZM197 218H198V217H197ZM44 219H45V218H44ZM65 219H64V221H65ZM71 219H72V218H71ZM73 219H74V218H73ZM75 219H74V220H75ZM97 219H98V218H97ZM103 219H104V218H103ZM107 219H108V217H107ZM107 219H105V221H106ZM118 219H120V218H118ZM152 219H154V218L152 217ZM160 219H162V218L160 217ZM163 219H164V218H163ZM173 219H174V218H173ZM45 220H46V219H45ZM53 220H54V218H53ZM62 220H63V219H62ZM82 220H83V219H82ZM99 220H100V219H99ZM115 220H116V219H115ZM143 220H144V219H143ZM154 220H155V219H154ZM158 220H159V219H158ZM158 220H156V221H158ZM49 221H50V220H49ZM51 221H52V220H51ZM57 221H58V220H57ZM57 221H56V224H58V229H59V222H57ZM72 221H73V220H72ZM79 221H80V220H79ZM84 221L86 222V219H85ZM101 221H102V220H101ZM121 221H122V220H121ZM156 221H155V222H156ZM165 221H166V219H165ZM165 221H164L163 224L166 223ZM167 221H170V220L168 219ZM38 222H39V221H38ZM41 222H42V221H41ZM44 222H45V221H44ZM67 222H69L68 224H74V223H71V220H70V221H66L65 223H67ZM82 222H83V221H82ZM114 222H116V221H113L112 223H114ZM127 222H128V221H127ZM143 222H144V221H143ZM150 222H151V221H150ZM150 222H149V223H150ZM162 222H163V220H162ZM185 222H186V221H185ZM75 223H76V222H75ZM90 223H91V222H90ZM110 223H111V222H110ZM112 223H111L110 225H108V226H111ZM122 223H123V221H122ZM131 223H132V222H131ZM145 223H147V221H146ZM149 223H148V224H149ZM156 223H157V222H156ZM187 223H188V222H187ZM191 223H192V222H190L189 225H190ZM52 224H53V223H52ZM54 224H55V223H54ZM54 224H53V226H54ZM56 224H55V225H56ZM80 224H81V223H80ZM102 224H103V222H102ZM137 224H139V223H137ZM62 225H63V223H62ZM62 225H61V226H62ZM65 225H66V224H65ZM78 225H79V224H78ZM78 225H77V226H78ZM85 225H88V224H85ZM97 225H98V224H96L95 227H96ZM140 225L142 226L141 223H140ZM144 225H145V224H144ZM168 225H169V224H168ZM180 225H181V224H180ZM191 225H192V224H191ZM69 226H70V225H69ZM79 226H81V225H79ZM79 226H78V227H79ZM83 226H84V223L82 224V228L80 227V232H81V229L83 230ZM90 226H91L90 228H93V225L90 224ZM98 226H99V225H98ZM100 226H101V225H100ZM104 226H106V225H103V228H106V229L109 228V227H104ZM113 226L115 227V224H114ZM119 226H120V225H119ZM121 226H122V224H121ZM125 226H126V224H125ZM29 227L31 228V225H30ZM33 227H34V226H33ZM33 227H32V229L34 230V228H36L37 226H35L34 228H33ZM49 227H50V226H48V228H49ZM54 227H56V228H54ZM54 227H53V228L55 229V232H57V231H58V230H57V226H54ZM64 227H65V226H64ZM67 227H68V226H67ZM169 227H170V226H169ZM188 227H189V226H188ZM21 228H22V227H21ZM30 228H28V229H30ZM37 228H38V227H37ZM37 228H36V230L38 231L39 228H38V229H37ZM51 228H52V225H51ZM60 228H61V227H60ZM76 228H77V227H76ZM84 228H85V227H84ZM101 228H102V227H99V228L97 229V232H99L98 230H100ZM120 228H121V227H120ZM123 228H124V226H123ZM151 228H152V227H151ZM174 228L176 229V227H174ZM87 229L89 230L88 227H87ZM87 229H86V231H87ZM106 229H105V230H106ZM137 229H138V228H137ZM163 229H164V228H163ZM178 229H180V228H178ZM185 229H188V228H185ZM30 230H31V229H30ZM33 230H31V231L34 232ZM42 230H43V229H42ZM63 230H66V231H67L68 229H62V231H63ZM75 230H77V229H75ZM108 230H109V229H108ZM117 230H118V229H115V230L112 229V233H113V234L110 235L111 238H112V236L115 235V233H116L115 231H117ZM153 230H154V229H153ZM156 230H157V229H156ZM164 230H165V229H164ZM173 230H174V229H173ZM28 231H29V230H28ZM31 231H30V232H31ZM59 231H60V229H59ZM59 231H58L57 233H59ZM90 231H92V229H90L89 231H87V233L90 232ZM93 231L96 232L95 228L93 229ZM100 231H101V230H100ZM102 231H103V230H102ZM110 231H111V229H110ZM170 231H171V229H170ZM179 231H180V230H179ZM39 232H41V231H39ZM42 232H43V231H42ZM55 232H54V233H55ZM95 232H92V233H95ZM104 232H105V231H104ZM104 232H103V233H104ZM106 232H107V231H106ZM106 232H105V233H106ZM118 232H120V230L117 231V234H116L117 236L119 235ZM133 232H135L134 229H133ZM151 232H152V231H151ZM155 232H156V231H155ZM35 233H36V232H35ZM52 233H53V232H52ZM57 233H55V234H57ZM63 233H64V232H63ZM63 233H60L61 236H62ZM87 233H86L85 235H87ZM103 233L100 232V234H103ZM105 233H104V235H105ZM107 233H108V232H107ZM110 233H111V232H110ZM130 233H131V232H130ZM8 234H10V233H8ZM55 234H54V236L56 237ZM80 234H81V233H80ZM133 234H134V233H132V235H133ZM154 234H155V233H154ZM156 234H157V237H155V238H157L156 241H158V240H159V239H158V238H159V237H158V236H159V235H158V232H157ZM170 234H171V233H169V235H170ZM173 234H174V233H173ZM76 235H77V234H76ZM82 235H83V232H82ZM85 235H84V236H85ZM88 235H90V234L88 233ZM88 235H87V236H88ZM93 235H94V234H93ZM96 235H97V234L94 235V236H95V240H96ZM121 235H122V234H121ZM137 235H141V234H139V232H138ZM171 235H172V234H171ZM178 235H179V234H178ZM178 235H177V236H178ZM9 236H10V235H9ZM52 236H53V234H52ZM73 236H74V234H73ZM98 236H99V235H98ZM130 236H131V234H130ZM149 236H150V235H149ZM172 236H173V235H172ZM39 237H40V236H39ZM39 237H38V239H39ZM58 237H59V236H58ZM99 237H101V236H99ZM106 237H107V236H106ZM114 237H115V236H114ZM118 237H119V236H118ZM118 237H116V238H118ZM133 237H134V236H133ZM133 237H132V238H133ZM135 237H136V236H135ZM144 237L149 238L147 235H145ZM174 237H175V236H174ZM44 238H45V236H44ZM79 238H82L81 235L79 236ZM83 238H85V237H83ZM88 238H89V237H88ZM119 238H121V237H119ZM141 238H142V237H141ZM155 238H154V239H155ZM171 238H172V237L170 236L169 239H171ZM54 239H55V238H54ZM56 239H57V237H56ZM56 239H55V240H56ZM62 239H63V238H62ZM75 239L78 240V238H76V237H75ZM93 239H94V238H93ZM99 239H100V238H99ZM102 239H104V238H102ZM107 239H108V237H107ZM109 239H110V238H109ZM122 239H124V238H122ZM150 239H151V238H150ZM188 239H189V238H188ZM188 239H187V240H188ZM36 240H37V238H36ZM49 240H51V239H49ZM55 240H54V241H55ZM58 240H60V239H58ZM95 240H94V241H95ZM130 240H131V239H130ZM181 240H182V238H181ZM52 241H53V240H52ZM56 241H57V240H56ZM64 241H65V239H64ZM121 241H123V240H121ZM154 241H155V240H154ZM156 241H155V242H156ZM164 241H165V240H164ZM38 242H39V241H38ZM132 242H133V241H132ZM170 242H171V241H170ZM177 242H178V241H177ZM184 242H185V241H184ZM184 242H183V243H184ZM53 243H54V242H53ZM123 243H124V242H123ZM145 243H146V242H145ZM163 243H164V242H163ZM163 243H161V244H163ZM168 243H169V242H168ZM181 243H182V242H181ZM93 244H95V243L93 242ZM93 244H92V245H93ZM133 244H134V243H133ZM166 244H167V243H166ZM171 244H172V243H171ZM42 245H43V244H42ZM46 245H47V244H46ZM46 245H45V246H46ZM123 245H124V244H123ZM144 245H145V244H144ZM144 245H142V246H144ZM152 245L154 246L153 243H152ZM164 245H165V244H164ZM172 245H173V244H172ZM174 245H175V244H174ZM53 246H54V245H53ZM153 246H152V247H153ZM165 246H166V245H165ZM165 246H164V247H165ZM167 246H168V245H167ZM47 247H49V246H47ZM51 247H52V246H51ZM94 247H95V246H94ZM150 247H151V245L149 246V248H150ZM155 247H156V245H155ZM157 247H158V246H157ZM171 247H173V246H171ZM171 247H170V248H171ZM52 248H54V247H52ZM111 248L114 249L115 246H112V245H111ZM121 248H122V247H121ZM141 248H142V247H141ZM158 248H159V247H158ZM167 248H168V247H167ZM113 249H112V250H113ZM115 249L117 250V247H116ZM122 249H123V248H122ZM138 249H140V248H138ZM143 249H144V248H142V250H143ZM145 249H146V248H145ZM145 249H144V250H145ZM153 249H155V248L153 247ZM162 250H163V249H162ZM179 250L181 251L182 249H179ZM179 250H178V251H179ZM119 251H121V250H119ZM149 251H152V250H149ZM149 251H146V250H145V252H149ZM114 252H117V251H114ZM154 252L157 253L158 251H154ZM117 253L119 254V252H117ZM121 253H122V251H121ZM142 253H143V252H142ZM151 253H152V252H151ZM151 253H150V254H151ZM176 253H177V252H176ZM146 254H147V253H146ZM161 254H162V253H161ZM178 254H179V252L177 253V255H178ZM119 255H120V254H119ZM179 255H180V254H179ZM183 255H184V254H183ZM128 256H129V255H128ZM131 256H132V255H131ZM131 256H130V257H131ZM161 256H162V255H161ZM180 256H182V254H181ZM116 257H118V255H117ZM116 257H115V258H116ZM139 257H140V256L138 255L137 258H139ZM144 257H145V256H144ZM167 257H168V256H167ZM183 257H184V256H183ZM131 258H133V257H131ZM131 258H130V259H131ZM146 258H147V257H146ZM148 258H149V257H148ZM162 258H163V257H161V260H162ZM178 258H179V256H178ZM126 259H127V258H126ZM135 259H136V258H135ZM135 259H134V260H135ZM179 259H180V258H179ZM183 259H184V258H183ZM203 259H205V258H203ZM137 260H138V259H137ZM137 260H136V262H137ZM151 260H152V259H151ZM166 260H167V259H166ZM105 261H107V260H105ZM108 261H109V260H108ZM108 261H107V262H108ZM113 261H114V260H113ZM128 261H129V260L127 259V262H128ZM154 261H156V260H154ZM157 261H158V260H157ZM167 261H168V260H167ZM194 261H195V260H194ZM194 261H193V262H194ZM203 261H204V260H203ZM101 262H102V261H101ZM109 262H110V261H109ZM111 262H112V261H111ZM119 262H121V261H119ZM131 262H132V260H131ZM131 262H129V263H131ZM140 262H141V261H140ZM140 262H137V263L139 264ZM145 262H148V261H145ZM162 262H164V261H162ZM162 262H160V264H161ZM187 262L190 263L191 261H187ZM129 263H128V264H129ZM143 263H144V262H143ZM156 263H157V262H156ZM156 263H155V264H156ZM191 263H192V262H191ZM194 263H195V262H194ZM115 264H118V262L115 263ZM124 264H125V263H124ZM135 264H136V263H135ZM145 264H146V263H145ZM148 264H149V263H148ZM158 264H159V262H158ZM163 264H164V263H163ZM181 264H182V263H181ZM185 264H186V263H185ZM195 264H199V263L196 262Z\"/></svg>",
  "mask_w": 264,
  "mask_h": 264
}]
</instances>
